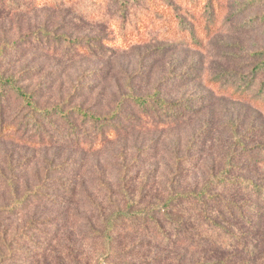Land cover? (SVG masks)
I'll return each instance as SVG.
<instances>
[{
    "label": "rangeland",
    "instance_id": "rangeland-1",
    "mask_svg": "<svg viewBox=\"0 0 264 264\" xmlns=\"http://www.w3.org/2000/svg\"><path fill=\"white\" fill-rule=\"evenodd\" d=\"M114 1L84 0L83 6L75 5L78 0H0V71L17 76L42 108L65 104L103 115L129 90L137 96L157 90L168 102L185 101L190 116L169 127L130 125L94 151L59 139L66 133L61 125L50 131L54 139L48 144H30L36 140L31 128L1 139L0 264H264V220L241 225L240 243L206 231L210 240L176 246L125 223L112 235L113 254L107 253L103 232L109 217L125 210L128 200L140 210L165 201L171 191L200 190L223 169L233 146L231 127L248 150L238 151L237 174L264 185V110L207 84L222 73L251 74L250 54L264 49V0H220L223 27L202 49L168 47L171 41L161 34L126 47L110 15L95 16L99 9L109 12ZM45 32L96 47L90 54L56 51L53 40L50 48L41 45L45 38L35 41L33 34ZM19 113L17 104L8 106L5 122ZM10 181L17 198L37 195L12 212L5 211L14 201ZM177 214L188 219L195 211L185 204Z\"/></svg>",
    "mask_w": 264,
    "mask_h": 264
},
{
    "label": "trees",
    "instance_id": "trees-1",
    "mask_svg": "<svg viewBox=\"0 0 264 264\" xmlns=\"http://www.w3.org/2000/svg\"><path fill=\"white\" fill-rule=\"evenodd\" d=\"M47 4L66 3L76 0H37ZM75 5H83L84 0H78ZM115 6V8H114ZM109 12L101 9L96 17H110L118 26L126 47L132 43H146L154 35H165L171 41L168 47L188 45L197 49L203 48V43L211 39L223 27L224 9L220 0H115ZM97 10H94V13ZM35 41L47 39L44 47L52 46L56 51L65 53H93L95 44L85 40L82 46L66 36H55L45 32L43 35L33 34ZM63 40L62 47L57 42ZM40 42V41H39ZM5 53L0 49V55ZM255 61L251 74L238 76L225 73L209 78L207 84L217 94L233 100H240L264 110V49L250 54ZM17 104L19 118L6 123L4 115L8 106ZM185 101L168 102L161 97L159 91L137 96L133 90L122 96L109 114L99 115L81 106H66L58 104L42 108L34 93L29 92L20 84V79L0 71V140L12 139L32 129L29 142L33 145L48 144L54 139L52 130L61 125L66 133L59 139H68L76 146L94 151L103 148L108 142L121 137L130 125L159 124L164 126L177 125L190 116L192 110ZM131 107L133 114H125ZM21 117V118H20ZM46 124L48 127H45ZM233 146L224 159L223 169L212 175L198 191L176 193L171 191L165 201L136 210V203L128 200L125 210L116 211L106 223L103 237L105 249L113 254L111 243L113 233L120 225L130 224L132 229H142L155 236V239L166 246L199 245L210 240L206 231H218L235 237L240 243L242 234L238 233L241 225H257L264 220V185L257 180L237 174V161L241 154L248 152L243 136L231 127ZM250 153V152H249ZM248 153V154H249ZM10 189L14 199L12 212L20 209L34 192H27L23 198H17L15 186L10 181ZM189 205L195 211V217L188 219L177 214L183 205ZM2 208H0L1 210ZM151 225V226H150ZM233 230V231H232ZM240 231V230H239ZM221 238V239H223ZM195 264H229L226 260L218 262L202 261Z\"/></svg>",
    "mask_w": 264,
    "mask_h": 264
}]
</instances>
